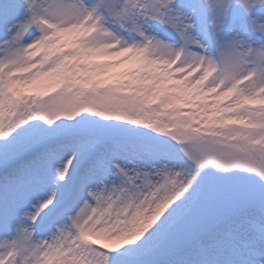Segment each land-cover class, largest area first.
<instances>
[{
  "label": "snow or ice",
  "instance_id": "snow-or-ice-1",
  "mask_svg": "<svg viewBox=\"0 0 264 264\" xmlns=\"http://www.w3.org/2000/svg\"><path fill=\"white\" fill-rule=\"evenodd\" d=\"M237 27L264 0H0V264H264Z\"/></svg>",
  "mask_w": 264,
  "mask_h": 264
},
{
  "label": "rangeland",
  "instance_id": "rangeland-1",
  "mask_svg": "<svg viewBox=\"0 0 264 264\" xmlns=\"http://www.w3.org/2000/svg\"><path fill=\"white\" fill-rule=\"evenodd\" d=\"M236 35L238 38L246 41L247 43H250L253 47H259V46H264V34L258 32V31H240L239 28L237 27L234 32H229L228 36L231 37L232 35ZM263 40H261V39ZM247 46V44L245 45Z\"/></svg>",
  "mask_w": 264,
  "mask_h": 264
}]
</instances>
